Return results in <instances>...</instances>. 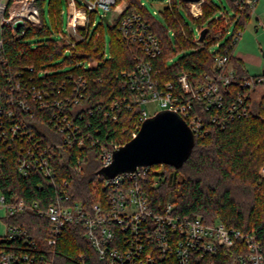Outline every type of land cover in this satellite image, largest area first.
<instances>
[{"label": "trees", "instance_id": "1", "mask_svg": "<svg viewBox=\"0 0 264 264\" xmlns=\"http://www.w3.org/2000/svg\"><path fill=\"white\" fill-rule=\"evenodd\" d=\"M43 2L44 0H35L40 26L26 27L25 33L18 37L11 35L8 29L4 30L3 51L14 65L28 64L35 69L47 70L53 69L50 68L53 60L69 52L63 65H71L69 70L83 75L86 85L77 102L66 104L61 115H66L78 125V137L83 138L84 143L71 150L55 148L50 152L56 171L52 178L44 177L35 167H32L27 175L18 172L16 159L23 153L17 145L20 140L10 147L0 145V193L5 195L7 202L17 199H24L26 202L36 200L40 207L45 208L59 200V196L63 198L67 195L69 200H63L64 204L80 202L88 208L105 198V177L99 172L102 168L100 145L108 146L111 141L119 144L129 141L141 111L138 104L129 108L120 105L114 110L110 109L115 100L130 92L122 84V72L133 71L136 64L134 56H143L139 46L125 39L119 31L117 23L121 17L131 13L140 14L151 24L158 36L161 53L151 62L153 77L159 85L166 82L176 85V77L181 72L188 73L192 85L201 81L205 74H214L217 71L214 55L224 52L226 48L236 75L226 88L222 89L225 98L219 111L220 115L228 111L236 94L245 90L242 79L250 74L244 62L234 55L230 38L227 37L220 43L215 51L208 50L210 44L215 43L209 33L213 26L218 24L220 27L227 21V28L235 21L233 32H236L251 18L247 10H239L230 0L227 2L234 15L224 22L220 17L210 18L217 10L210 2L203 4L202 14L194 18L187 13L181 0H172L171 7L159 11L164 19L163 23L148 11L145 4H141V0H127V6L110 25L101 21L95 27H79L84 38L73 45L53 37L60 26V9L62 3L66 4V0H49L50 24H47L45 19ZM180 8L196 21L199 27L208 28L204 44L191 46L193 35ZM93 17L94 14L91 19ZM205 21L206 24L202 26ZM105 26L110 36L108 49L103 34ZM167 27L173 29V38L168 34ZM220 36L222 37V34ZM173 43L181 50L192 48L179 59L168 63ZM105 48L108 56H104ZM76 62L80 64L77 67L74 66ZM84 62H89V66L83 68L81 64ZM261 75L264 77V72ZM65 94L69 97L73 95L71 84L68 82L64 86L63 95ZM244 106L248 110L247 115L235 117L220 126L218 121L211 120L213 112H201L200 105L195 103V108L205 122L207 133L203 137L195 138L189 156L180 167L168 164L151 165L152 170L160 168L161 172L155 173L158 184L154 187H151L153 174H149L145 190L149 196L150 207L154 211L161 210L165 202L170 200L174 204V212L181 216L200 217L209 224L222 221L227 227L243 231L254 230L261 240L264 255V92L258 100L247 96ZM42 114L37 112L39 116ZM113 114H116L115 120L112 118ZM48 119H51L49 109L46 111L45 120ZM50 134L51 136L37 132V136L44 135L45 144L50 143V138H56L54 133ZM93 139L97 141L94 145L91 143ZM20 142L23 144L24 140ZM78 160L81 168L77 171L75 166ZM2 219L7 225L25 227L39 250L48 251L53 264H103L85 238L83 226L80 224L65 225L56 244L49 246L45 239L49 222L36 212L26 209ZM16 243L0 237V251L25 250ZM235 251L236 248L222 247L217 253L204 254L200 258L194 254L192 262L229 264L235 257ZM156 259L157 264L171 262L170 258L163 254L156 253Z\"/></svg>", "mask_w": 264, "mask_h": 264}, {"label": "built area", "instance_id": "2", "mask_svg": "<svg viewBox=\"0 0 264 264\" xmlns=\"http://www.w3.org/2000/svg\"><path fill=\"white\" fill-rule=\"evenodd\" d=\"M163 1V10L171 7L172 0ZM187 13L197 18L203 12V4L209 0H181ZM239 10H247L250 16L259 0H230ZM127 0H66L67 28L66 32L57 30L59 38L66 44L73 45L82 40L84 34L81 26L95 25L94 17L100 16V21L106 17L110 25L127 6ZM141 4L144 2L141 0ZM64 13L60 9V16ZM108 13L110 15H108ZM223 16V12L220 13ZM214 19L218 18L215 14ZM227 21L218 28L210 31L212 39L226 35L229 27ZM264 28V23H260ZM40 26V16L35 0H0V145L9 147L19 140H24L18 147L23 152L16 159L17 170L21 175H27L32 167L39 170L44 177L52 178L55 168L50 152L55 148L71 150L83 145V138L78 137L79 127L66 115H61L62 108L68 103H76L78 96L85 89L86 79L69 69L51 73L47 69H35L28 64H13L4 53L3 32L9 30L11 35L18 37L25 33L26 27ZM117 27L122 36L139 46L142 57L136 59L135 69L122 72V84L130 91L120 99L115 100L110 109L120 105L129 108L138 104L141 111L138 122L134 124L131 138L136 136L141 123L155 114L166 109L176 112L187 123L194 137H203L207 133L205 122L195 103L200 105V111H210L211 120L218 121L224 126L229 120L248 114L244 104L247 96H252L256 86L264 82V77L247 75L242 79L244 92H238L234 101L224 114L219 113L224 105L223 88L236 75L234 66L229 62V54L225 48L222 53H215L214 62L217 71L205 74L203 79L194 85L189 82L187 72H181L176 77V85L166 82L159 85L153 77L152 60L161 53L158 36L151 24L140 14L131 13L121 17ZM192 37L195 45L206 42L198 41L200 30ZM240 31L227 36L230 46H235ZM219 45L218 42H215ZM215 51V49H213ZM104 56H108L105 48ZM78 62L74 63L77 67ZM83 68L89 62L81 64ZM72 87V94L63 95L65 83ZM156 102L158 110L149 113L145 105ZM50 110L51 119L45 120L46 111ZM41 112L42 115H37ZM59 113V114H58ZM38 117V118H37ZM116 119V114L112 115ZM49 124V125H48ZM50 130V131H49ZM56 138L50 143H44V135ZM97 141L92 140L94 145ZM123 144L111 141L110 144L100 145L99 155L102 167L112 161L113 152ZM76 170H80L78 160ZM160 169L152 170L151 166H137L132 171L116 174L105 178L103 188L105 198L96 201L88 208L80 202L69 200L68 196H59V200L42 208L36 200L26 202L17 199L7 202L5 195L0 193V208L3 217L13 215L26 209L32 210L38 216L49 222L45 234L46 244L54 246L67 224L83 226L84 236L93 247L97 258L103 264H157L156 253L170 258V264H194L193 255L215 254L220 248H236L235 257L229 264H264L261 240L254 230L243 231L235 227H227L222 221L211 224L205 223L200 217L189 218L174 212V204L167 200L159 211L150 207V201L145 184L149 174H153L151 187L158 184ZM0 237L9 242H18L22 249H2L0 264H53L48 251H40L37 243L25 227L5 224V230ZM27 249V250H26ZM212 264V263H207Z\"/></svg>", "mask_w": 264, "mask_h": 264}, {"label": "rangeland", "instance_id": "3", "mask_svg": "<svg viewBox=\"0 0 264 264\" xmlns=\"http://www.w3.org/2000/svg\"><path fill=\"white\" fill-rule=\"evenodd\" d=\"M152 15L157 18L162 23L164 22V19L160 15V9L163 7V1L161 0H142ZM48 2L49 0H44L43 2V9L45 13V19L47 24H50L49 18H48ZM209 2L212 5H215L217 7V10L215 11L214 15L216 14L218 18H223V22L227 18H231L234 15L233 9L230 7L227 0H209ZM64 10V13L59 17L60 21V30L61 32H66V26H67V7L65 3H62L61 6ZM180 12L182 13L185 22L187 23V26L189 30L192 32V34L195 36L197 34V29L199 27L198 23L194 20H192L188 15H186L185 11L180 8ZM223 12V16L220 15V13ZM108 15H110L108 13ZM214 15H212L210 18H212ZM95 25L98 24L100 21V16L95 15ZM221 23V22H220ZM260 23H264V0H259L258 3L255 5L254 12L251 15L250 20L244 25V27L240 31V36L237 40V43L234 46V54L243 58L244 60V66L248 73L251 76L261 74L262 71H264V28L260 25ZM206 21L202 24L205 25ZM217 26H213V29L218 28ZM235 21H232L229 26V32L226 33L225 36H219V39L215 40L218 44L223 43L229 33L234 29ZM169 28V27H167ZM172 28H169L168 34L172 37ZM54 33V32H53ZM210 33V32H209ZM104 34V41L106 43V48L108 49V43H109V33L107 30V27L105 26V29L103 31ZM55 38H59L57 32L53 35ZM173 38V37H172ZM34 45V44H32ZM191 46H195V44L192 43ZM218 45L216 43L210 44L208 47L209 51H212L213 49H217ZM192 48V47H191ZM191 48L188 49H179L176 47V45L173 43L171 47V55L168 59V63H171L172 61H175L179 59L185 52H188L191 50ZM69 55V52H65L62 56H59L55 60H53L50 63L51 73L60 72L66 69L72 68L71 65H63L66 56ZM264 92V84H261L259 86H256L254 92L252 93L253 100H258L259 96ZM146 109L149 111V113H153L154 111L158 110V106L156 102H149L145 105ZM160 169V168H159ZM264 173V170L262 171V174ZM4 215L3 209L0 208V235L4 233L5 230V223L2 219Z\"/></svg>", "mask_w": 264, "mask_h": 264}, {"label": "water", "instance_id": "4", "mask_svg": "<svg viewBox=\"0 0 264 264\" xmlns=\"http://www.w3.org/2000/svg\"><path fill=\"white\" fill-rule=\"evenodd\" d=\"M103 21L108 25L106 17ZM207 30V27L200 30L198 41L204 40ZM194 144L195 137L181 116L162 109L147 117L136 136L119 146L113 152L110 164L103 166L99 172L105 178H111L137 166L168 164L180 167Z\"/></svg>", "mask_w": 264, "mask_h": 264}, {"label": "crops", "instance_id": "5", "mask_svg": "<svg viewBox=\"0 0 264 264\" xmlns=\"http://www.w3.org/2000/svg\"><path fill=\"white\" fill-rule=\"evenodd\" d=\"M212 30V29H211ZM208 31V30H207ZM235 55V54H234ZM235 56H237V55H235ZM238 58H240L243 62H244V60H243V58H241V57H239V56H237ZM262 73H263V71H262Z\"/></svg>", "mask_w": 264, "mask_h": 264}]
</instances>
